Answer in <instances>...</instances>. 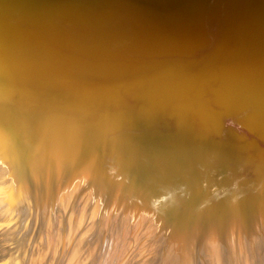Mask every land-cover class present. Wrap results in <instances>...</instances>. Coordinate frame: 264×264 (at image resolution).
I'll return each instance as SVG.
<instances>
[{
	"label": "bare ground",
	"instance_id": "1",
	"mask_svg": "<svg viewBox=\"0 0 264 264\" xmlns=\"http://www.w3.org/2000/svg\"><path fill=\"white\" fill-rule=\"evenodd\" d=\"M34 1L52 17L27 49H0V264H229L222 237L232 264L244 245L264 264V26L176 23L160 0L156 34L148 6L124 1L59 38L52 25L102 5ZM109 211L124 236L150 227L123 238Z\"/></svg>",
	"mask_w": 264,
	"mask_h": 264
},
{
	"label": "water",
	"instance_id": "2",
	"mask_svg": "<svg viewBox=\"0 0 264 264\" xmlns=\"http://www.w3.org/2000/svg\"><path fill=\"white\" fill-rule=\"evenodd\" d=\"M87 1L92 0H85V2ZM124 1L134 5L140 4V7L142 6L144 8H146L147 5L149 15L152 17L154 15L155 20H157L155 22L159 23L156 34L161 30L160 7H168L164 6L160 0H96L95 3H100L102 6L98 10L92 11L94 17L91 16V13L87 14V12L83 11L86 8V6H83L80 11L78 9L69 13L67 17V19H69L67 23L69 24L61 25V27H57V24L52 25L55 29L53 32H55L56 36L62 33L73 32L77 34V36L73 37H81V32H87L85 28L89 29L87 26H89L92 21L98 22V26L100 27L103 26L104 21L115 14L116 11L113 10L115 4L119 2L124 3ZM188 2L190 4L183 5L180 0H171L173 5L172 15L176 14L175 16L178 17V19H173L174 22L180 23L182 21L192 20L188 23H191L190 26H196L201 22L198 20H207V18L211 17L216 18L220 24L222 22L233 24L242 31H250L253 28L257 29L260 25L264 26V0H188ZM42 8L36 6L34 0H0V49H9L13 46H22V49H27L26 46L28 43L26 42L32 39L31 34L37 32L39 25L45 18L52 17L49 11L44 10V8L42 10ZM212 9L217 13L215 14ZM206 10H208V14L204 15L206 14ZM156 13H158V16H156ZM145 15L147 14L145 13ZM78 17L82 18L78 20ZM194 17H196V19L193 20L192 18ZM72 22H78L79 25H83L81 27L85 28L74 27ZM162 26L164 27V25ZM109 27L110 26L104 29L107 30ZM152 36L149 38L144 37L141 40L133 38L127 41L126 44H122L124 45L122 47L133 48L137 45L144 44ZM57 37L61 38L60 36ZM55 45L56 44H52L50 47ZM116 46L117 45H114V43H111L109 46L101 45L99 49H88H91L90 51L96 55L102 54L104 57H107L111 56L114 51L121 50L114 49Z\"/></svg>",
	"mask_w": 264,
	"mask_h": 264
},
{
	"label": "rangeland",
	"instance_id": "3",
	"mask_svg": "<svg viewBox=\"0 0 264 264\" xmlns=\"http://www.w3.org/2000/svg\"><path fill=\"white\" fill-rule=\"evenodd\" d=\"M117 192H118V194H116V195L119 196L118 197L119 202H122L124 204V201H125L126 205L128 206L129 205V204H127V201H128V203H130L131 206L135 205L136 200L134 199V195H133L134 192L129 191L128 193L126 192V193H123V194H122L121 191L117 190ZM146 193H148V192H146ZM148 195H150V194L148 193ZM127 208L129 209L130 206H128ZM106 211H108V209ZM109 212H110V216L109 217L107 216V217L111 218V220H108V222L105 221L104 223H107L109 227L118 229V224H120V222L117 221V219L115 218L113 212L112 213H111V211H109ZM107 217H106V219H107ZM135 221L137 222L138 219L136 218ZM136 222H135V224H136ZM148 225H149V219H148V217H145V219L142 220V223L138 227L134 228V232L132 233L131 236H124V233L127 232L126 230H124V228L118 229L119 232L118 231L117 232L119 233V236L121 235V237H123V238L131 237L133 239H138V238H140L141 234L150 227ZM151 229H152V231H157V228L154 229L152 227ZM194 233H195V235H200V232L194 231ZM187 239L191 242V245H193L194 243L198 242L193 236H190ZM200 243L201 242H198L196 245H198ZM216 244L220 245V246L225 245L226 249H227L226 251H227V253L229 255V260H228L229 264L235 263V261H234V260H236L235 253L236 252L238 253V251H236V247L237 246L235 247L234 242L230 243V238L222 237V238L217 240ZM249 246L248 245H244L240 249V251H241V253L244 252L243 258L246 260V264H251V263L256 264L259 261V258H261V255H259L258 253H254V252L250 251ZM237 250H239V248ZM198 253H199V251L195 252L196 255H198ZM239 263L242 264V259H240ZM220 264H225V262L224 263H220Z\"/></svg>",
	"mask_w": 264,
	"mask_h": 264
}]
</instances>
